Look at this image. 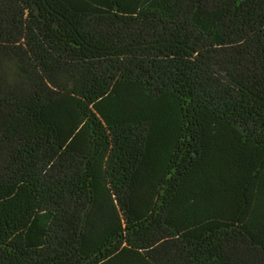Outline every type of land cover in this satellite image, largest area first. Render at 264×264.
<instances>
[{
	"label": "trees",
	"instance_id": "obj_1",
	"mask_svg": "<svg viewBox=\"0 0 264 264\" xmlns=\"http://www.w3.org/2000/svg\"><path fill=\"white\" fill-rule=\"evenodd\" d=\"M0 264H264V0H0Z\"/></svg>",
	"mask_w": 264,
	"mask_h": 264
}]
</instances>
